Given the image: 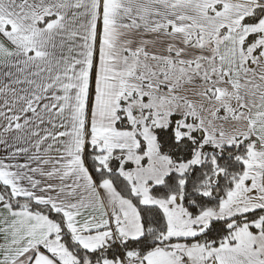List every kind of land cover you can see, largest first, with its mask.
<instances>
[{"label":"snow or ice","instance_id":"1","mask_svg":"<svg viewBox=\"0 0 264 264\" xmlns=\"http://www.w3.org/2000/svg\"><path fill=\"white\" fill-rule=\"evenodd\" d=\"M0 264H264V0H0Z\"/></svg>","mask_w":264,"mask_h":264}]
</instances>
